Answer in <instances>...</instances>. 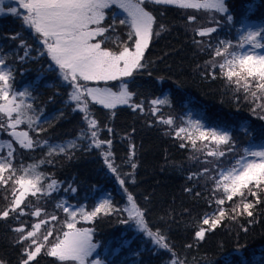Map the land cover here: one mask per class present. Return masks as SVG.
<instances>
[{"label": "trees", "instance_id": "obj_1", "mask_svg": "<svg viewBox=\"0 0 264 264\" xmlns=\"http://www.w3.org/2000/svg\"><path fill=\"white\" fill-rule=\"evenodd\" d=\"M146 2L154 14L152 37L123 79L130 103L88 101L86 113L70 101L73 85L62 79L33 26L15 14L0 21L11 92L28 86L33 106L51 116L38 128L24 126L32 146L15 143L13 160L0 172V264H62L51 253L65 228L46 248L38 246L64 221L61 197L94 205L103 193L112 196L111 208L86 224L110 264H264V175L231 195L223 177L247 142L264 140L263 71L236 56L245 22L264 24V0H224L226 18L216 24L195 8ZM110 9L107 31L97 40L120 53L135 41ZM191 115L247 133L221 145L208 132L192 133ZM0 131H8L1 112ZM73 138L64 150L47 146ZM32 163L57 186L19 200L20 176ZM128 197L144 230L137 229Z\"/></svg>", "mask_w": 264, "mask_h": 264}, {"label": "rangeland", "instance_id": "obj_2", "mask_svg": "<svg viewBox=\"0 0 264 264\" xmlns=\"http://www.w3.org/2000/svg\"><path fill=\"white\" fill-rule=\"evenodd\" d=\"M146 1L152 5L175 4L198 9L209 24L218 23L216 19H225L227 13L224 0H0V21L5 15L15 14L23 16L33 26L62 79L73 85L70 101L86 113L88 101L104 107L130 103L132 94L123 79L138 65L152 37L154 14L148 10ZM113 4L118 6L117 17L133 29L131 35H136L134 46L120 53L101 48L97 40L107 31V18L111 10L108 7ZM242 36L245 37V43L241 51L236 53L238 60L263 71L264 76V24L258 21L246 23ZM5 60L0 52V112L5 115L8 124V131L0 133V172L5 171L13 160L15 143L32 146L29 131L24 126L38 128L49 117H42L33 106V94L28 86L21 92H11V66ZM117 81L121 82L118 84ZM188 127L198 135L210 133L211 138L221 145H226L232 139H243L247 133L245 130L214 127L192 115ZM75 143L76 139L73 138L50 142L47 146L50 150H64ZM247 143L248 146H244L245 153L238 157V162L235 165L228 164L224 171L225 188L229 195L255 176L264 175V140ZM20 178L19 200L28 192H52L57 186L53 180L46 181V175L35 163L27 165ZM127 202L130 211L138 214L137 229L144 230L145 224L131 198L128 197ZM60 204L65 212L64 221L55 224L56 230L41 238L42 242L38 244L41 245L40 249L46 248L51 238L63 227L65 231L51 253L62 264H110L105 257V246L93 240V230L86 222L98 212L110 209L112 196L103 193L96 197L94 205H89L70 200L64 194ZM113 262L120 264L118 260Z\"/></svg>", "mask_w": 264, "mask_h": 264}, {"label": "bare ground", "instance_id": "obj_3", "mask_svg": "<svg viewBox=\"0 0 264 264\" xmlns=\"http://www.w3.org/2000/svg\"><path fill=\"white\" fill-rule=\"evenodd\" d=\"M224 4H225V2H224ZM114 7V9H116L115 10V12L114 13H116L117 14V5H111V7H108V9H110V8H113ZM126 25H127V27H128V30H129V32H130V35H131V31L133 30L132 28H130V26H129V24H127L126 22H124ZM245 23H249V22H245ZM133 38H134V41L136 40V35L135 34H133V35H131Z\"/></svg>", "mask_w": 264, "mask_h": 264}]
</instances>
